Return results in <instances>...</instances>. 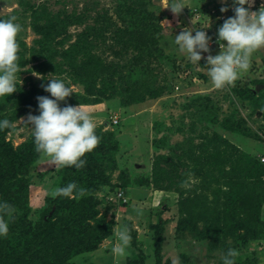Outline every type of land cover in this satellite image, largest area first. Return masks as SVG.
Returning a JSON list of instances; mask_svg holds the SVG:
<instances>
[{"label":"trees","instance_id":"obj_1","mask_svg":"<svg viewBox=\"0 0 264 264\" xmlns=\"http://www.w3.org/2000/svg\"><path fill=\"white\" fill-rule=\"evenodd\" d=\"M1 1L17 2L19 9L0 17L14 16L19 24H25L23 21L30 16L31 27L41 36L30 48L18 38L20 68L32 63L28 71L40 73L42 83H47L44 78L48 73H55L57 78L66 73L67 78L84 88L83 93L74 94L76 103L97 105L111 100L125 107L148 97L158 98L169 87L158 83V75L152 66L154 61L169 62L174 69L182 71L192 66L188 63L178 67L176 53L165 52L161 44L165 40L162 21L170 16L156 0H115L117 4L113 13L116 19L108 14V10L104 11L106 13L97 11L91 18L93 25L77 33L73 41L69 28L90 18L87 14L89 6L81 12L76 8L66 10L65 0H57L56 3L63 6L55 11L49 7L48 0L40 3L34 0ZM209 3L195 5L191 14H211ZM211 15L217 20V31L223 20L217 19L216 12ZM112 27L114 30L111 32ZM211 40L218 53L217 38ZM108 51L120 60L131 51L130 64L122 65L115 60L109 62L106 57ZM199 62L207 68L204 57ZM124 67L128 69L127 74L123 73ZM251 82L253 87L238 84L237 80L228 88L224 100L230 101L231 110L222 120L218 113L221 107L211 94L191 99L185 108L193 110L189 112L192 123L187 130L177 128L186 137L171 145L168 135L157 138L155 134L152 141L154 149L158 151L167 147L168 152H155L152 169L145 175L131 178L124 168L118 175L119 181L113 183V172L120 168V163L123 164V160L117 159L119 141L113 131H104L105 124L97 126L99 143L85 155L86 164L81 169L55 165L48 171L34 173L42 184L48 174L53 181L43 205L33 208L30 198L35 177L33 171L43 155L35 151L32 135L19 145L14 144L12 136H7L18 129L15 123L22 116L31 110L39 111L37 97L50 96V93L43 89L42 84L33 81L31 75L26 77V85H18L11 95L0 98V118L15 122L12 128L0 129V198L8 200L16 209L8 234L0 237V264H97L92 255L105 239L113 236L115 210H132L130 205L134 206L135 200L133 202L129 196L126 198L127 193L133 195L138 189L150 187L178 192L176 233L180 247L181 241L190 237L199 244H205L210 257H216L217 252L223 255L227 248L233 247L238 249L235 264H264L259 258H264V250L256 249L264 240V160L260 155L263 152L260 153L258 148L255 153L246 141L241 147L219 130L212 135H202L199 143H195V138L201 133L193 135L195 122L205 120L240 137L239 141L244 137L263 141L264 124L259 134L249 126L248 119L259 111L264 119V77H254ZM241 105L250 110L248 117L240 113ZM154 124V129L160 130L159 123L155 121ZM69 181H75L78 187L87 191L79 197L53 195L56 187ZM100 192L102 195H98ZM118 192H122V196L118 197ZM102 205L104 211L101 212ZM109 211H112L110 219ZM155 212V224L149 221L150 228L154 230V264H173L170 259L164 260L162 253L169 219L162 218L159 208ZM127 224L131 227L130 222ZM136 235L135 230L130 245L134 254L118 264H147ZM251 246L254 248L250 249ZM181 251L179 264H195L188 251ZM212 264H222L221 257Z\"/></svg>","mask_w":264,"mask_h":264},{"label":"rangeland","instance_id":"obj_2","mask_svg":"<svg viewBox=\"0 0 264 264\" xmlns=\"http://www.w3.org/2000/svg\"><path fill=\"white\" fill-rule=\"evenodd\" d=\"M36 3H40L42 0H34ZM45 1V0H44ZM62 2V0H60ZM256 3L253 6H248L251 10H258L264 0H255ZM57 0H48L49 7L57 11L63 4L56 3ZM66 10L77 9V12L84 10L85 6H89L90 9H87V14L90 18L79 25H72L69 28V34L71 35V41L77 37V33L81 32L86 26L93 25L92 17L95 16L96 12H104L108 10V14L113 16V19H116L115 14L113 13L114 6L117 4L115 0H65ZM158 5L162 7L164 11H167L169 18H165L162 21V33L165 36L161 44L164 47L166 53L174 51L176 53L175 60L178 67L185 66L188 63H191V67L185 71L174 69L169 62L160 61L157 63L154 61L152 66L154 67V73L158 75V83L165 84L166 88L161 97H148L144 101L137 104H130L128 106H121L116 101L107 100L102 104L97 105H86V108L93 115L96 127L105 124L104 131L110 130L116 134V138L119 141L120 150L117 156L118 161L123 160V164L120 163V168L112 174V181L118 182V175L120 171L124 168L130 173V177L134 178L137 175H145L150 173L152 169V162L157 154H166L168 148L164 147L156 151L152 146V141L154 135L157 134V138H160L163 135L169 136V144L174 145L181 142L186 135L182 132L177 131V128L182 127L187 130L192 123V118L189 115L193 110L189 108L186 110L185 105L189 101L195 98L198 95L211 94V96L217 101V104L221 107L218 109L219 119L222 120L231 110L230 101L224 100V95L227 93L228 88L217 89L212 86L210 78L207 73V68L201 66L200 62L189 61L185 54L178 52L176 46L171 43L173 36L184 28H191L193 34L196 27H208L205 29L207 34L211 39L217 38V31L215 24L217 25V20L213 19L211 14L206 13H193L190 11L197 4L203 3L211 6L212 9H217V15L228 16L234 15L232 0H186L188 7H185L180 13H174L168 6V0L155 1ZM215 6V8L213 7ZM225 6L226 11L221 12V7ZM13 9H19V4L17 2L8 3L6 1L0 0V16L10 13ZM218 11V12H217ZM190 12V13H189ZM106 13V12H104ZM212 13V12H211ZM25 24L21 25V30L18 34V38L23 40L27 48H30L34 44V40L40 38V34L36 33L35 30L31 27V18H27L23 21ZM114 28L112 27L110 31L112 32ZM70 41V40H69ZM68 41V42H69ZM226 43V42H225ZM103 45V44H101ZM218 45V44H217ZM216 44L213 40L209 41L210 52H203L202 57L206 58L207 55H215L217 50L215 47ZM215 47V48H214ZM19 49L21 47L19 46ZM28 55V54H27ZM133 55L130 51L128 55L120 59H117L115 55L110 54L108 51L106 57L109 59V62L112 60L119 61L122 65H129L128 60ZM126 60V61H125ZM33 66L32 63H28L25 68H20V80L22 81L19 85H26L25 78L31 75L33 81L38 85L42 84V75H34L35 71H28L29 68ZM161 68V69H160ZM124 72L127 74V68L124 67ZM48 73L47 76H49ZM201 75H206L201 76ZM59 76V75H58ZM61 79H64L65 82L74 88V92L68 96L64 101H59L60 105L64 104H73L77 105L79 103L74 102L75 93H83L84 88L78 83H73L72 80L67 78V74H61L59 76ZM263 78L264 77V48L255 50L250 58L249 68L239 76L238 84L242 83L245 86L253 87L254 84L251 82L253 78ZM166 78V79H165ZM164 79V80H163ZM236 80V81H237ZM165 81V82H164ZM29 83V82H28ZM29 85V84H28ZM262 87V86H261ZM119 99V98H118ZM31 113L33 115H38V110H31L24 116H22L16 123L18 129L15 132L8 133L7 137H11L15 145L21 144L23 141H26L31 135V125L27 122V116ZM240 113L245 117H248L250 110L247 107L240 106ZM112 115V116H111ZM117 121L120 123L118 126L112 125L111 121ZM157 121L159 124L160 130L154 129V122ZM161 123L164 125H161ZM248 124L253 131L260 132V127L264 124V119L262 118V112H257L253 118L248 119ZM196 132L193 135L201 133L200 137L195 138V143L201 141L202 135L213 134L215 130H219L227 138H230L232 141L238 143L239 146H243V142L246 141L247 145L252 147L256 153V149L259 148V152H263L261 159L264 160V135L263 141L255 139L254 137H244L242 141H239L240 137L234 136L232 133H227L224 130L219 129L218 125L211 124L208 121L204 122H195ZM167 128H170L168 130ZM262 136V135H261ZM263 146V149L261 148ZM178 153L180 150H176ZM56 164L51 161L47 156H42L40 160L37 161V164L34 168L33 174L36 172H45L50 170ZM52 174V173H51ZM33 185L30 189L31 193V205L33 208H39L43 205L44 197L50 191L52 186V177L48 174L43 179V184L39 181V177L36 178L34 174ZM195 180H193V183ZM192 184V183H191ZM103 193V192H102ZM100 192L98 195H102ZM133 192L127 193L129 198H132L133 202L135 200V205H130L132 210L129 209H119L117 208L114 212L113 218L116 221L117 213V223L124 224L127 222L131 223L130 232L136 230L137 239L139 246L143 249L144 254L146 255L147 264L155 263V254H154V230L150 228L149 221L155 224V209H160L162 212L163 219H169L168 224L166 225L165 231V241L163 244V257L164 260L170 259L179 264L181 258V250L188 251L192 261L195 264H212L217 261L218 258L222 257V254L217 252L216 257H210L207 252V247L205 244H199L190 237H186L185 240L181 241L182 245L179 246V238L176 233V223L179 218L178 208L176 203L179 199V194L177 191H165L155 189L153 187L147 189H138L136 193ZM137 194L136 198L135 195ZM139 194V195H138ZM141 194V195H140ZM164 203V204H163ZM135 207V208H134ZM101 212L104 211L103 205L100 206ZM137 211L141 214L137 215ZM34 217V216H33ZM109 219L112 218V211L108 212ZM114 237L112 236L109 239H105L100 247L93 253L92 259L95 260L97 264H118L124 261L127 256L131 257L134 254L133 250L128 249V254L122 259L114 260L110 248L112 245ZM257 245L256 249L264 250V240ZM254 246H251L250 249H253ZM215 254V253H214ZM264 261L262 256H259Z\"/></svg>","mask_w":264,"mask_h":264},{"label":"clouds","instance_id":"obj_3","mask_svg":"<svg viewBox=\"0 0 264 264\" xmlns=\"http://www.w3.org/2000/svg\"><path fill=\"white\" fill-rule=\"evenodd\" d=\"M250 3L251 0H232L234 15L227 18L225 15L223 17L221 14L217 15V19L223 20L217 28L220 51L205 58L208 76L212 86L217 89L232 85L249 68L252 53L264 48V4L258 10H251L248 7ZM185 7L190 8L186 0H169L167 6L174 13H180ZM220 10L224 12L227 9L222 6ZM215 12L214 9L211 14ZM207 28L196 27L194 34L191 28H184L173 36L171 43L176 46L178 52L185 54L189 61L199 62L202 51L210 52L211 37L205 31ZM20 30L21 25L14 16L0 17V98L11 95L22 82L18 75L21 72L18 63ZM44 79L47 83H42L41 86L50 93V96H38L39 114L29 113L27 116L35 151L49 157L57 166L81 169L86 164L85 155L91 153L99 143L94 117L81 103L60 105L59 101H64L74 92L73 86L67 84L64 79L57 78L55 73ZM118 122L116 119L112 121V125ZM14 123L6 117L0 118V129L12 128ZM86 191L85 188L78 187L75 181H69L63 186L56 187L53 195L79 197ZM15 213V206L8 200L0 198V237L8 234L9 223L15 219ZM136 214L141 213L137 211ZM112 235L114 239L110 253L113 259L118 261L128 254L131 245L129 225L116 222L112 226ZM237 255L238 249L227 248L221 257L222 264H235ZM173 264L176 262L173 261Z\"/></svg>","mask_w":264,"mask_h":264},{"label":"built area","instance_id":"obj_4","mask_svg":"<svg viewBox=\"0 0 264 264\" xmlns=\"http://www.w3.org/2000/svg\"><path fill=\"white\" fill-rule=\"evenodd\" d=\"M255 3H256L255 0H251L250 5H248V6H254ZM212 12H214V9H212ZM117 196H118V197L122 196V192H118Z\"/></svg>","mask_w":264,"mask_h":264}]
</instances>
